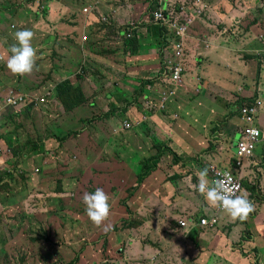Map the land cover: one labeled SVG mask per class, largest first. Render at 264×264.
Masks as SVG:
<instances>
[{"label":"rangeland","instance_id":"374dc122","mask_svg":"<svg viewBox=\"0 0 264 264\" xmlns=\"http://www.w3.org/2000/svg\"><path fill=\"white\" fill-rule=\"evenodd\" d=\"M37 1L38 0L33 2V5H30L31 0H0V58H2V61H0V65H2V67L0 68L5 72L9 71L6 68V60L9 46L15 43L13 39V33L16 30H21L23 28L30 29L34 33L32 44L36 49L37 54L34 70L31 74L25 76L13 74L15 78L9 77L13 79L17 85L18 100L20 101V104H26V108L29 109L35 101H31L30 96L37 98L41 93H44L45 96L55 94V88L53 86H56L60 82H64L67 79H70L73 84L78 85L77 81L74 80L77 78L75 73L77 74L80 69L84 68L87 79H89V81H93V83L99 89L105 88L107 91V95H104L105 98L96 99V107L87 109V116H81L84 120L91 119V113H93L92 121L87 123L89 130H87V128L84 132H96L109 136L111 131L107 121H112L114 118L121 120L123 113L120 103L122 97H128V94L125 93V90L120 92L118 85L122 86L121 83L130 85V80L125 79L124 75H127L128 71H138L137 67L139 64L136 57L134 59V65L123 62L127 60V56L123 52L118 54L113 51L111 53H103V50L100 51V46L98 44L93 46L91 43L83 44L81 41H78V38L81 34L80 31L84 27L83 23L87 19L85 15H88V13H84L83 11L84 8H88L89 6L90 10H92L94 6L102 5L103 10L104 7L110 5L112 6V9H115L114 14L116 17L121 19L120 21L115 19L118 24L125 23L128 19H136V21H141L143 18L141 15L142 9H147L153 5V0H52L48 14L45 17L42 15V6H38ZM165 1L169 6L175 7L185 0ZM188 1H192L190 3V12H195L199 19L206 21L212 17V20H209V22H206V24H214L218 19L219 11L227 13L230 21H228V26L223 27L222 31L225 32L224 35L228 36L232 40L230 46L232 48H239L240 45L244 50L241 52L243 57H245L246 54L255 53L250 52L253 51L251 48L249 51L252 39H256L255 35L252 33V29L247 24H241V22L244 21V14L242 12L243 5L250 3L249 0ZM80 10H82V12L85 14L82 17L79 16ZM102 10L100 9V11L97 13H103L104 11ZM36 11H38V14H35ZM104 13L105 15H108L107 12ZM110 13L111 12L109 11V14ZM232 25H236V28L233 29ZM207 28L211 30L209 26H207ZM226 28L228 29L227 31ZM76 29L79 32H75ZM211 31L216 32L215 30ZM140 32L145 33L144 28ZM196 32L199 33V36L194 39L198 40L203 47V41L206 38L201 34V32ZM107 33H105V36ZM233 36L236 37L234 38ZM47 41L50 42L51 46H45L42 52L38 54L39 50L37 47H44L43 43ZM234 41L236 43L238 42V45H236ZM189 43L190 51H192V39H189ZM57 47H59V49ZM105 47H108V44L105 45ZM80 49L82 52L80 57L76 59V55ZM99 53L103 54V56L97 55ZM3 63L5 69L3 67ZM207 64L215 66L216 61L213 64L210 62H201L202 66H206ZM230 65L234 64L230 63ZM252 66L253 65L247 66V68H249L248 75L253 73L251 70ZM192 67L196 68L197 65H193ZM130 77L133 79H140L139 75H130ZM9 78L2 77L0 78V81L7 83ZM186 80L188 83L190 82L194 84L193 95L202 98L207 93V89L204 87L205 80L203 81L202 77H191L189 75L186 76ZM238 80L239 82L243 81V84L247 81L245 79ZM212 85L213 84H211L210 87ZM242 87V84L239 85V87L234 90V93L230 94V97L238 96V93H240V88L242 89ZM109 91L112 92L110 97H118V100L113 104L109 101L110 98H107L109 97ZM147 91L150 95L154 94L155 92L154 87H147ZM149 94L138 98L137 93H135L133 98H138V103H140L146 99ZM155 95L157 97L156 93ZM179 96L180 93H178L177 97L173 101L177 100ZM211 101H215V103L218 104L222 101L223 103H226V108H214V106H210L209 109L204 111V113H209L210 118H222L225 111L226 114L229 112L228 108H230L231 105L230 103L227 104L226 102L228 99L225 92H217L215 96L212 94ZM18 107V110L11 113V115H19L20 106ZM7 109L8 108H5L3 111H6ZM26 111L27 109L23 112V114L26 113ZM72 111L73 112L64 113L63 110L54 111L53 109L44 108L42 111L37 112V114L27 118L28 120L21 116L17 117L18 121L21 123L23 122V126L25 127L24 131L18 133L17 135L15 134L16 140H14L12 144L9 143L7 147L5 144V150L2 151L0 149V264H64L61 262L58 255H54V249L56 245H66V243H68L71 239L69 238V234L71 231L73 233L74 229L77 233H79V230H81V236L85 237L88 241L87 244L83 242L84 244L82 247L83 253L85 250L87 251L89 249L86 254L90 259H86L87 262L84 264H94L92 263V260H97L96 264H105L104 261L110 259L107 256V249L110 247V240H108V237H101L99 240L91 239L89 237L91 228L86 226L88 223L84 221V214H82V220H79L78 218H70V216L65 213V210L61 209L59 202H54V199L57 195L70 197L74 196L73 193H77L78 191H80L79 194L85 192L90 193L96 188L93 186L83 187L74 181L63 180L61 183V181L57 178V176L60 175V172L54 170L49 172V174L51 173L52 176H47L48 181H39L41 178L40 175L44 173V171H41L43 165L46 163L44 160H48L49 162L53 163V161L58 158V156H56L57 152L59 153V156H61L63 147H61V141L59 140V137L64 136L70 130H77L81 127L82 122L79 121L80 116L74 112L75 110ZM5 117L6 114L2 113V109L0 108V120L3 119L2 121H5ZM129 118L131 117L128 116L127 119ZM226 119V136L224 138L223 135L221 136L223 132L220 129L217 130L220 135H218L217 132L213 135V137L217 138L219 143H221L220 146L222 150L218 153L219 161L225 160L226 157L230 155V147L233 140L231 137H229L231 134L227 133V130H232L233 128L236 129V127L239 125L237 115L231 117L226 115ZM149 122L150 121H147L146 125H149ZM114 125H116V123L111 126L114 127ZM1 128L2 127L0 125V131L3 132ZM190 128L192 129V127ZM215 129H217V127H215ZM146 130L147 128L145 127L140 128L139 131L142 137L144 135V137L147 138L148 133L150 135L148 138L153 139L152 134H157V132H147ZM32 132L36 134V139L41 137V141L37 144L41 143L44 145V152L34 150L36 151V154H34L30 149V145L24 144L27 140L25 139V135ZM182 135L185 138H193L194 132L192 130H186ZM238 139L239 135H236L234 140L237 141ZM157 142L158 141H153L152 143L157 144ZM212 145L216 147V142L213 141V144H211L210 147ZM210 147L207 150L209 157L211 155ZM11 148L16 150V154H14L13 151H10ZM133 148L134 149L132 151L137 153L134 146ZM71 152V154H73L74 151L72 150ZM216 153L217 151L213 152V154L217 155ZM118 155L122 156V158H118ZM113 157L117 158L118 166L123 161L128 160L126 154L120 153V151H118L116 148H113L112 157L110 159L103 160L109 162L115 161ZM124 157H126V160ZM71 158L73 159V156H71ZM170 159L171 158L164 159L166 165L170 164ZM193 159L197 160L200 158ZM208 160L210 163L209 158ZM254 160L256 161V165L251 164L248 167V164H246V167L248 168L244 173L245 179L249 180L251 183L258 181L260 176L262 179H264L263 147L260 146L257 149ZM154 162L155 160L152 157L146 158L144 160V165L150 170L154 167ZM172 163H175L174 159H172ZM183 163L184 162L181 161L178 164L179 167L183 169V172H179V174L174 173L171 176V179L174 181H182L184 183V188L177 191L179 195L189 197L193 193V190L190 187L191 183L188 180V177H191V175L186 170V164ZM201 163L204 166L206 164L203 162ZM192 164L198 169V164L196 162H192ZM106 167L110 168L112 166L106 164H96L94 170L97 172V176L105 177L107 175V172L105 171ZM256 167H258L257 170ZM225 168L227 167H223V169ZM25 171H29V173L25 174ZM121 181L122 180L120 176H117L110 184L111 187L103 186L100 188H102L105 193L109 195L110 199H114L116 194H120L123 199H126L128 196H134L136 194V189L128 190L123 188ZM58 186H61V188L64 190L63 193L57 194ZM78 188L79 190L76 191L75 189ZM262 191H264V182L262 186L260 185L259 187L260 193L256 191L257 194H255L254 191L252 192L250 190H248V192L246 191L245 193L248 199H250V196L255 195L250 201L254 210H259L257 199L260 200ZM263 195L264 194H262V198ZM82 196L83 195H81V197ZM146 198L147 197L145 196L139 201H131L129 205L126 204V201H122L120 208H118L120 209V212H117L115 216L116 218L114 217L116 208H114L113 202L111 200L110 215L108 219L102 224L104 229L109 230L115 226L120 218L125 217L126 219L127 216L135 217L134 219H131L134 228L129 230V233L136 241L133 250L136 251L139 248L144 253H147L148 249L150 248L156 250L158 246V241L152 237L150 233L149 236H147L142 231V220L148 223H154L152 214L149 210L153 204V200H151L152 203H147V201H145ZM183 203H186V201H183ZM199 206L200 207L197 208L198 212H200L201 209L205 207L200 203ZM262 206H264V204H262ZM252 213L254 212L252 211L250 214ZM122 214L124 216H121ZM212 216L213 215L211 214L209 218ZM54 217H58L59 221L64 222V228H61L62 225L59 224L57 220H53ZM263 224L264 221L262 220L261 225ZM117 227L118 228H116V232L122 233L127 230L124 228L123 223L121 222L117 225ZM150 227L151 233H153V226L151 225ZM115 242L116 244L113 245L112 248H115L117 256L121 257V259L125 261V264H128L126 261V251L128 247L125 243L121 244V241ZM101 244H104L105 247L103 249L97 250L96 246ZM159 251L162 252V249H159ZM96 254H99L98 259ZM43 257H45L44 263L41 262ZM162 257L171 259L173 256L168 257L167 255H162ZM61 258H63V256H61ZM151 258L152 257H141L139 259V263L151 264ZM217 259L218 261L217 263L215 262V264H221L219 262V256ZM258 259L261 261L259 262L258 260L251 259V261L247 260L245 263L239 264H264V253L259 255ZM65 262L67 263V261ZM108 262L109 264H119L118 262L115 263L113 260H109ZM163 264H171V262L167 260L166 263Z\"/></svg>","mask_w":264,"mask_h":264},{"label":"crops","instance_id":"0c3cea01","mask_svg":"<svg viewBox=\"0 0 264 264\" xmlns=\"http://www.w3.org/2000/svg\"><path fill=\"white\" fill-rule=\"evenodd\" d=\"M250 1L251 3L243 5V18L246 19L244 23H252L256 18L260 19V24L264 23V1ZM227 15V13L219 11L218 19L214 24H206V22L212 20V17L206 21L200 19L199 24H202V31L206 25L216 31L215 36L207 31L209 37H206L203 41V47L198 40L194 39L198 36L195 30L192 31L189 38L192 39V51L189 48V39L186 40V47H188L189 52L184 60L187 72L184 84L176 90V93H180L178 99L175 101L171 99L167 103L166 109L164 108L160 111L158 108L156 109V106H159L161 103L156 85L158 83V75L163 73L160 67V58L156 53L143 54L136 57L139 64L137 67L138 71H128V74L124 75L125 79L130 80V85L121 83L123 89L118 85L120 92L125 90V93L128 94V97H122L120 103V106L125 107V110L122 112L121 120L114 118L112 121H107V123L113 136L119 140L118 147L121 153L126 154L128 160L123 161L119 166L106 167L105 171L111 183L117 176H120L123 188L128 190L136 189V194L128 196L126 199H123L120 194L114 196V199H112L114 208H116L114 217L117 212H120L118 208H120L122 201H126V204L129 205L131 201H139L146 196L145 201L147 203H152L151 200H153V204L149 210L154 223L142 220V231L147 236L150 233L158 241L156 250L150 248L147 253L142 252L139 248L136 251L133 250L136 241L129 233V230L134 228L131 219L135 217L127 216L126 219L122 217L112 229L107 231L102 225L99 226V231L103 233L112 232L108 237L110 247L116 244L115 241H121V244H126L128 247L126 251V261L128 264H142L139 263L141 257H152L151 264H163L167 260L171 264H215L218 261V256L221 264H239L244 263L243 260L247 254H257L259 256L264 253V224L261 225L262 220L264 221V206H262L264 204V195L262 198L264 191L261 193L260 200L257 199L259 210H253L254 213L249 214L245 221L232 220L226 214H219L217 216L218 228L208 229L201 228L199 220L202 217L209 218L211 214L214 215L217 208L210 207L204 196L197 195L194 191L189 197L179 195L177 190L183 189L184 183L180 180L174 181L171 179L174 173L179 174V172H183V169L178 165L182 161L184 162L183 164H186V170L191 175V177H188L190 178L188 179L189 182L191 184L197 182L196 172L202 169L201 165L203 164L201 162L205 164L209 163L208 158L210 161H213L212 159L217 160L218 158L217 155L213 154V152L217 151V148L213 145L210 147L213 141L219 142L213 135L220 129L223 132L221 136L223 135L224 138L226 136V115L228 117L236 116V111L239 109L243 99L252 96L256 77V70L254 68H256L257 61L253 60L252 57H243L241 52L244 50L240 45L239 48H232L230 46L232 40L224 36V31H222L223 27L228 26V21H230ZM116 19L118 21L121 20L117 17ZM227 28L226 31L228 30ZM251 29L256 39H252L249 51L251 48L253 51L250 52L264 54V40H262L264 32L261 33L262 30L255 24L252 25ZM235 41L234 43H236ZM236 45H238V42ZM215 61V66L210 64L206 66L201 65V62L213 64ZM230 63L234 65H230ZM128 64L134 65V59L130 60ZM193 65H197V67L194 68L192 67ZM248 65H253L251 67L253 72L251 75H248ZM130 75H139L140 79H133ZM189 75L191 77L200 76L203 81L205 80L204 87L207 89V93L202 98L193 95L194 84L188 83L186 80V76ZM238 79H245L247 81L243 84V81L239 82ZM147 81H153V85H155V92L152 95L148 93L147 87L153 86ZM211 84L213 85L210 87ZM241 84L243 87L242 89L240 88L238 96L230 97V94L234 93V90ZM141 87L144 90H141ZM257 89L258 86L254 89V94H256ZM217 92H225L227 94L228 101L226 102L227 104L230 103L231 107L228 108L229 112L227 114L225 111L222 118H210L208 112L204 113L210 106H214V108H226V103L222 101L219 104L211 101V95L214 94L215 96ZM135 93H137L138 98L148 94L149 96L142 102L137 103L138 98H133ZM110 95H112L111 91H109V97L107 98H110L109 101L113 104L118 100V97H110ZM101 98L105 97L98 95L96 99ZM129 106H132L133 109L129 108L128 112H125ZM128 116L131 118L127 119ZM125 121L128 123L138 122L139 129L136 127H132L129 130L124 129L123 124ZM147 121H150L149 125H146ZM114 123L117 126H111ZM259 124L264 129V117L260 118ZM200 125L205 126V130L200 131ZM141 127L147 128V132H157L158 135L152 134V137H155L158 141H163L162 144L157 145L152 143V138H148L150 137L148 133L147 138L144 135L142 137L139 131ZM186 130H192L194 137L185 138L182 134ZM227 133L231 134L229 137L233 136L235 138L236 135L240 134V130L233 128L232 130H227ZM217 134L220 135L219 132ZM132 145L135 147L137 153L132 151L134 149ZM159 146H161V149L157 148ZM209 147L211 148L210 157L207 153ZM230 150L229 157L233 159L234 146ZM126 157H124L125 160ZM151 157H161L162 160L160 158L156 167L149 170L150 172L152 171V174L146 177L141 184H138V175H141V172L147 169L144 165V160ZM113 158L115 159V163H118L117 158ZM165 158H171L170 164H165ZM193 158H200L201 162L200 159L194 160ZM172 159L175 160V165L172 163ZM192 162L198 164V169ZM244 170L245 168L239 170L238 175L241 178H245ZM183 201H186V203H183ZM199 203L205 206L200 212L197 211V208L200 207ZM121 216L124 215L122 214ZM186 218L194 219L195 221L194 226L188 232H184L178 227V222ZM120 222L127 229L122 233L116 232L117 225ZM151 225L153 226V233H151ZM225 231L227 234H225ZM79 234L81 235V230H79ZM159 249H162V252ZM162 255L173 257L166 259ZM153 260H156V262L152 263Z\"/></svg>","mask_w":264,"mask_h":264},{"label":"trees","instance_id":"16d2710c","mask_svg":"<svg viewBox=\"0 0 264 264\" xmlns=\"http://www.w3.org/2000/svg\"><path fill=\"white\" fill-rule=\"evenodd\" d=\"M262 1L264 0H261V2ZM33 2H36V0H31L30 5H33ZM37 2H38V6L39 5L42 6L43 9L42 15L43 17H45L48 14V10L52 4V0H38ZM152 2L153 5H151L149 8L142 9L141 15L143 16V18L141 21H136V19H128L127 22L120 24H118L115 21L116 17L114 16L115 15L114 9H112V6L110 5L104 7L103 10H102V5L94 6L93 9L90 10L88 15H85L82 12V10H80L79 16L82 17L83 15H85L87 19L83 23L84 27L80 31L81 34L78 38V41H81L83 44L91 43L93 44V46L98 44L100 46V51L103 50V53L104 52L111 53L113 51L118 54L123 52L126 56H129L127 57V60L123 61L126 62L127 64L130 60L135 59V57H139L140 55L156 53V55L160 58L161 61L160 67L162 71L167 70V64H166L167 60L171 61L176 59V54L175 53L173 54V51L176 50L177 47L179 46L182 50L181 57L179 60L175 62L173 61V65L176 63H180V61H182L185 68L184 60L189 52L188 47H186V40L190 38L192 31L195 30L201 32L203 36L205 34V38L209 37V34L206 31L212 33L213 36H215L216 32L211 31L212 29L210 27L209 28L211 30H209L207 26H205V29L203 28V31L201 30L202 24H199L200 19L198 18V15L195 12L194 13L190 12L191 11L190 3L192 1L185 0L184 2L176 5L175 7L169 6L168 4H166V1L156 3V0H153ZM249 2L251 3L250 0ZM100 9L104 12H107L108 15H105L104 12L98 14L97 12H99ZM153 9L161 10L163 12L165 19L157 23L147 24L146 20L150 17L149 14L151 11H153ZM109 11L111 12L110 14ZM35 14H38V11H36ZM245 20L246 19L244 18V21L241 22V24L246 25L244 23ZM174 23H177L180 26H186V32L183 35H178L177 31L172 28V25ZM253 24L258 26L262 30L261 33L264 32V23L260 24L259 18H256L255 21H252V23H247V25L250 28L252 27ZM232 27L233 29H235L236 25H232ZM141 28H144L146 32L141 33L139 31ZM75 32H79V31L76 29ZM105 33H107L106 36ZM233 37L235 38L236 36ZM262 40H264V36L262 37ZM43 44L44 47L41 46L37 47V49L39 50L38 54L42 52L45 46H51L49 41L44 42ZM107 44L108 47H105V45ZM57 48L59 49V47ZM104 50H108V51H104ZM81 52L82 51L80 49L76 55V59L80 57ZM97 55L103 56V54L100 53ZM246 57H252L253 60L257 61L256 68H254L256 70V77H255L252 96L244 98L243 102H241L239 106L240 109L236 111L237 119L239 121V125L237 128L239 130H242L248 126L245 121H242L241 109L243 107L252 106V104L250 103H254L258 99L264 103V75H262L264 73V54L256 52L252 54H246ZM0 61H2V59ZM151 63L153 64V62ZM0 67H2V65H0ZM3 67H4V63H3ZM75 75H77L78 79L75 78L74 80L77 81L78 85L73 84L70 81V79H67L64 82H60L56 86H53L55 88V94H52L50 96H45L44 93H41L40 96L37 98L30 96V100L31 101L35 100V101L30 106L29 109L26 108V104H22V105L20 104L19 106L21 110L19 115L7 114L5 117L6 120L0 121V125L2 127L1 129L3 130V132L0 131V149L2 151L5 150V144L6 147L8 146L9 143L12 144V142L16 140L15 134L17 135L18 133L24 131L25 127L23 126V122L21 123L20 121H18L17 117L21 116L27 119L30 116L37 114V112L42 111L44 108L53 109L54 111L63 110L64 113L73 112L72 110H75L74 112L80 116L79 121L82 122L81 127L77 130H70L64 136L59 137V140L61 141V147H63L61 156H59V153L57 152L56 153L57 155L56 154L55 155L58 156V158L55 159L53 163L49 162L48 160H44V162L46 163L45 165H43V168L41 169V171H44V173L40 175L41 178L39 181L41 182L48 181L47 176L49 175L52 176V174L51 173L49 174V172L51 170H54L60 172V175L57 176V178L61 181V183L63 182V180H67V181H74L83 187L86 186H93L94 188L97 187L100 188L103 186L108 187L110 186L111 181L108 180L107 176L105 177L97 176V172H95L94 169L96 164L118 166V163H115V161L109 162L104 160L110 159L112 157L113 148L114 149L116 148L121 153V150L118 147L119 140L118 138L113 136L112 132L110 133L109 136L96 132L85 133L84 132L85 129L88 128L87 123H90L93 119V113H91L92 116L91 119L84 120L81 117V116H87L86 114L87 109L97 106V101H96L97 96L107 95V91L105 88L99 89L93 83V81H89V79H87V77L85 76L84 68L80 69L77 74L75 73ZM2 77L15 78V76L11 72L9 71L5 72L0 68V78ZM147 82L150 83L153 87H155V85H153V81H147ZM159 85L160 83L158 81L156 88H158ZM257 86L258 89L256 91V94H254V89ZM119 87L123 89L120 85ZM9 89H14L16 92H18L17 85L15 84V81L13 79L9 78L7 80V83L0 81V97L3 96L6 93V91ZM141 90H144V88L141 87ZM129 108L133 109L132 106H129L125 112H128ZM26 109H27L26 113L23 114V112ZM121 110L123 112V110H125V107H122ZM261 117H264V109L258 115V120L255 123L264 133L263 127L260 126L259 124V119ZM83 122H85L86 124ZM87 130H89V128ZM199 130L200 131L205 130V126L200 125ZM35 135L36 134H34L33 132L26 134L25 139L27 140L24 144H29L30 149L34 154H36V151L34 150L44 152V145L41 143L37 144L38 142L41 141V137H38L36 139ZM231 138L233 142L231 143L230 149L232 148V146L236 145V141L234 140V138L232 136ZM34 140L35 142L33 143ZM158 144H162V142L159 141V143L157 142V145ZM220 145L221 143L216 142L217 157H219L218 153L222 150ZM157 148L161 149V146ZM72 150L74 151L73 154H71ZM10 151H13L14 154H16V150L14 148H11ZM233 153H234L233 156L236 157L237 149H235ZM172 154L174 153L172 152ZM71 156H73V159L71 158ZM118 158H122V156L118 155ZM160 158H153L155 160L154 167H156L158 160ZM229 158L230 157L226 158L224 161H218L214 159L216 161L213 164L206 163L205 166L201 165V168L203 167L207 168L208 179L215 180L217 179L216 173L223 169L225 164L228 162ZM214 166L216 167L215 171L212 169V167ZM233 171L235 172L236 170ZM27 173H29V171H25V174ZM151 174L152 171L150 172L148 168L143 170L141 172V175H138L139 177L138 184H141L142 181ZM235 177L241 182L242 188L244 189L243 191L244 194L246 193V191L248 192V190L252 192L254 191L255 194H257L256 191L259 192V187L260 185L262 186L263 184L262 181L258 180L256 181V186L253 187L252 183H250L249 180L245 178H241L238 174H235ZM75 190L78 191L79 188ZM63 192L64 190L61 188V186H58L57 194H61ZM79 192L80 191H78L77 193H73L74 196H70V197L57 195L56 198L54 199V202H59L61 209L65 210V213L68 214L70 218L73 219L78 218L79 220H82L83 219L82 214H84L85 217L84 221L88 223V225L86 226H89L91 228L89 233V237L91 239L99 240L101 237L103 238L109 237L112 232L103 233L99 231L98 226H95L87 218L84 212V206L82 204V199H81L82 198L81 195H83L84 193L79 194ZM254 196H250V198L252 199ZM111 200L112 199H110V201ZM219 214H225V213L223 211H220L218 215ZM215 217L217 218V216ZM202 218H200V220H202ZM54 219L57 220L59 224L62 225L61 228H64L63 221H59L58 217H54L53 220ZM218 226L219 223L217 220V224L213 226V228H208V229H215L218 228ZM225 234H227L226 231ZM69 238L71 239L68 243H66V245L59 244L55 246L54 255H58L59 259L64 264H84L85 262H87L86 259H90L86 254L89 251V249L87 251L85 250L83 253V247H82L84 244L83 242L87 244L88 241L86 240L85 237L77 233L75 229L73 230V233L71 231V233L69 234ZM104 247L105 245L101 244V245H97L96 249L99 250V249H103ZM61 256H63V258H61ZM98 256L99 254H96L97 259ZM107 256L110 259L105 260L104 261L105 264H109L108 262L109 260H113L115 263L118 262L119 264H125V261L122 260L121 257L117 256L115 248L108 247ZM45 257H43V260L41 262L44 263ZM251 259L258 260L260 262L257 254L245 255L243 262L245 263L247 260L251 261ZM65 261H67V263ZM92 261H93L92 263L96 264L97 260H92Z\"/></svg>","mask_w":264,"mask_h":264},{"label":"clouds","instance_id":"9594fccd","mask_svg":"<svg viewBox=\"0 0 264 264\" xmlns=\"http://www.w3.org/2000/svg\"><path fill=\"white\" fill-rule=\"evenodd\" d=\"M163 1H165V0H163ZM157 2H162V1L156 0V3ZM88 8L90 9V6ZM157 10H159V9H157ZM154 11H156V10H153L150 12V14H149L150 17L146 20L147 24L155 23L151 20V15ZM33 36H34V33L30 29H27V28H23L21 30H16L13 33V39H14L15 43H13L12 45L9 46L8 56H7V60H6V68L12 74L19 75V76H25V75L31 74L32 71L34 70L37 54H36V49L33 47V44H32ZM176 52H177V49L173 51V54L174 53L176 54ZM1 59L2 58H0V60ZM179 59L180 58L176 57L175 60H171V61L167 60L166 61L167 70H163V73L158 75V81H159L160 85L156 89L158 90L161 103L159 106H156V109L158 108L159 111L164 109V108L166 109L167 103L171 99L174 100L177 97V95H178V93H176L177 88L184 84V77H185L186 72H185V68H184L182 61H180V64L182 65V69L184 70L183 79H182L183 82L181 84H178V85H173L171 82V79H170V63H173V61L175 62ZM162 84H164V85H162ZM170 90L174 91V94L171 96L169 94H167L168 98L166 101H164L163 93L168 92ZM19 105H20V101L18 100V92H16L14 89L7 90L6 93L0 97V106L2 109V113H5L6 115L11 114V113L15 112L16 110H18ZM5 108H8V109L6 111H3ZM20 110H21V108H20ZM2 120H0V121H2ZM123 127L126 130L131 129L132 127H136L139 129L138 122H133V123L124 122ZM236 129H238V128L236 127ZM240 139H241V137L239 134V139L236 141V145H234L235 149H237V144H238ZM152 141H158V140L155 137H153ZM260 146L263 147V153H264V146L259 145L258 148ZM257 149H256V151H257ZM256 151H255V153H256ZM255 153H254V156H252L250 158H246V157L239 158L238 155L236 157H234L233 159L230 157L228 159V162L224 166L227 168L218 171L216 173L217 179H215V180H209L208 179V169L207 168L200 169L199 171L196 172L197 182L195 184H190L191 189L194 192L204 196L207 204L210 207L222 210L232 220H238L241 222L245 221L247 219V217L249 216V214L254 210L253 205L250 202L254 197L251 200H249L247 198V195L243 193L244 189L242 188V184L235 177V174H239V170L242 168H245V170H244V173H245L246 169L251 164H253V165L255 164V162H256L254 160ZM228 157H229V155L226 158H228ZM212 160L213 161H210V164H213L215 161L214 159H212ZM217 160H218V158H217ZM232 160H234V161H232ZM246 164H248V167H246ZM212 169L215 171L216 167L214 166V167H212ZM257 169H258V167H256V170ZM233 170H236V171L234 172ZM218 174L229 175L235 181H237L241 186V190L239 191V193L236 194V186L231 184L230 180L228 178L218 179ZM259 181L264 182V179H262L260 176ZM252 185L255 187L256 182L252 183ZM81 199H82V204L84 206V212H85V215L87 216V218L95 226H98V227L101 226L108 219V217L110 215L111 203H110L109 195L106 194L102 188L97 187L94 191H92L90 193L85 192ZM217 209H216L215 214L213 216H218L219 212H217ZM203 219L204 218H202V220ZM206 219H211V217L206 218ZM217 220H218V218H217ZM181 221L191 222L192 225L190 228H192L195 224L194 219H190V218L180 220L179 222H181ZM179 222H178V227L180 230H182L179 226ZM200 222H201V220H200ZM200 222H199V224H200ZM204 228H213V226L212 227H204ZM105 230L107 231L108 229H105ZM188 231L189 230L184 231V232H188ZM155 262H156V260L152 261V263H155Z\"/></svg>","mask_w":264,"mask_h":264},{"label":"built area","instance_id":"2783aa9c","mask_svg":"<svg viewBox=\"0 0 264 264\" xmlns=\"http://www.w3.org/2000/svg\"><path fill=\"white\" fill-rule=\"evenodd\" d=\"M90 9L85 8L84 13H89ZM151 20L155 23L164 20L165 17L163 15V12L161 10H156L151 15ZM172 28L177 31L178 35H183L186 32V26H180L177 23H174L172 25ZM181 48L177 47L176 57H181ZM170 79L173 85H178L183 82V69L181 67L180 63H176L173 65V63H170ZM170 96L174 94V91L170 90L168 92H164V101L167 100L168 95ZM252 106L249 107H243L241 109V115H242V121H245L247 123V127L242 129L240 131V137L237 144V155L239 158H250L254 156V153L259 145L264 146V134L263 131L255 124L258 120V115L261 113V111L264 109V103L261 100H256L254 103H250ZM1 108V106H0ZM220 178H228L230 180V183L236 186V194L239 193L241 190L240 184L235 181L232 177L229 175H222L218 174V179ZM222 210L217 209V212H220ZM217 224V218L215 216L211 217V219L204 218L200 222V227H212ZM192 223L188 221H181L179 222V226L183 231H187L190 229Z\"/></svg>","mask_w":264,"mask_h":264}]
</instances>
